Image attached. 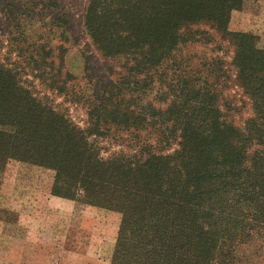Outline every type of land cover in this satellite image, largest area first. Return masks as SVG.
Here are the masks:
<instances>
[{
	"label": "trees",
	"instance_id": "obj_1",
	"mask_svg": "<svg viewBox=\"0 0 264 264\" xmlns=\"http://www.w3.org/2000/svg\"><path fill=\"white\" fill-rule=\"evenodd\" d=\"M245 1L88 0L87 34L124 65L87 92L69 91L51 46L25 66L0 60V164L52 170L54 196L118 213L110 264H264V48L229 30ZM200 25L234 48L244 128L220 105V60L184 55L214 42ZM25 68L82 102L87 126L38 98Z\"/></svg>",
	"mask_w": 264,
	"mask_h": 264
},
{
	"label": "rangeland",
	"instance_id": "obj_2",
	"mask_svg": "<svg viewBox=\"0 0 264 264\" xmlns=\"http://www.w3.org/2000/svg\"><path fill=\"white\" fill-rule=\"evenodd\" d=\"M87 5L88 0H0V60L25 66L30 57H40L33 46L47 45L65 80L67 73L74 77L69 91L87 92L116 79L124 64L97 50L84 26ZM197 29L209 31L214 42L187 48L184 55L195 57V63L220 60V105L227 120L244 128L254 111L236 81L234 48L209 26ZM229 30L256 35L264 48V0H246L242 10L232 13ZM23 81L42 101L87 126L82 102L49 89L28 68ZM54 177L52 170L16 160L0 164V264H110L121 216L54 196Z\"/></svg>",
	"mask_w": 264,
	"mask_h": 264
}]
</instances>
